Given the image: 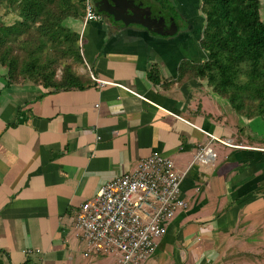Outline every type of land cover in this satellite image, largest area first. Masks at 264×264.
Wrapping results in <instances>:
<instances>
[{"label":"crops","instance_id":"obj_1","mask_svg":"<svg viewBox=\"0 0 264 264\" xmlns=\"http://www.w3.org/2000/svg\"><path fill=\"white\" fill-rule=\"evenodd\" d=\"M179 3L190 28L174 37L84 19L73 68L82 89L12 83L0 64V250L12 264H114L84 256L73 216L153 152L183 173L188 209L145 264H264L262 121L193 76L208 51L189 1ZM205 132L228 142L210 144L208 164L194 161Z\"/></svg>","mask_w":264,"mask_h":264},{"label":"trees","instance_id":"obj_2","mask_svg":"<svg viewBox=\"0 0 264 264\" xmlns=\"http://www.w3.org/2000/svg\"><path fill=\"white\" fill-rule=\"evenodd\" d=\"M9 1L15 5L22 18L18 29L16 25L13 26V33H21L22 28L40 21L41 29L43 26L45 32L52 30V33L57 34L63 14L71 16L74 12L76 16H85L84 0H77V6L73 0ZM146 1L160 3L164 9L169 3V0ZM200 2V10L205 16L200 44L208 51V58L202 63L191 64V73L195 77L207 79L214 92L226 97L238 113L258 115L264 119V20L260 13V0ZM7 28L0 24V48L13 35L7 32ZM65 37L69 43L64 50L65 57L74 55L80 61V36L75 34L73 38L68 34ZM5 52H0V64L8 68L9 81L12 83L28 80L52 91L84 88L80 77L71 67L64 70L61 78H55V71L39 65L38 58L20 68L19 60ZM0 255L4 257H0V264H12L5 251L0 250Z\"/></svg>","mask_w":264,"mask_h":264},{"label":"built area","instance_id":"obj_3","mask_svg":"<svg viewBox=\"0 0 264 264\" xmlns=\"http://www.w3.org/2000/svg\"><path fill=\"white\" fill-rule=\"evenodd\" d=\"M84 9L86 22L100 19L92 0H84ZM205 134L209 143L198 148L194 161L208 164L215 158L210 144L228 142ZM182 178L171 158L153 152L141 159L134 171L107 181L72 219L84 256L112 257L114 264H145L170 224L188 209Z\"/></svg>","mask_w":264,"mask_h":264},{"label":"rangeland","instance_id":"obj_4","mask_svg":"<svg viewBox=\"0 0 264 264\" xmlns=\"http://www.w3.org/2000/svg\"><path fill=\"white\" fill-rule=\"evenodd\" d=\"M76 1L77 0H73L75 6H77ZM179 1L182 0H169V3L165 5V9L162 8V4L157 2H154L151 5L153 6L152 8L155 11L162 14V16L168 17L170 21H175L176 18L179 22H181L179 27L180 30H188L190 26L189 24L184 23V20L186 19L184 17V14L182 13L183 7L179 3ZM188 1L190 8L188 11L187 9H185L184 12H186L188 17L192 18L193 21L199 25L198 37L202 38L201 26L205 21V16L200 10L201 2L200 0ZM260 13L261 17L264 19V0H262V4L260 5ZM63 15V19L59 24L60 28L57 29V34L52 33V30L45 32V30H43V26L41 29L40 21L33 22V24H31V26L27 28H22L21 33H17L16 31H14L13 33V26L16 25L18 29L22 18L19 16L18 9L11 1L0 0V24H4L5 27H8V33H13L10 38L6 39L5 44L1 46L0 52L6 50L5 53H10V56L16 57L19 60L20 68L27 63H32L35 58H38L39 65L47 67L48 70L55 71V78H61L63 76L64 70L67 67H71L73 69L75 64L78 63V60L74 57V55L65 57L64 50L69 44L68 39L65 37V35L70 34V36L73 38L75 34L79 35L80 24L84 21L85 17L76 16L74 12L71 14V16L65 14ZM105 17L107 19H111L109 15H105ZM4 33H6V31H4ZM78 44L80 46V40ZM252 112L257 113L255 111ZM254 116H257L261 119L262 123L259 124V128H263L264 131L263 117L258 115ZM206 143H209V140ZM213 152L215 153L214 150ZM216 157L217 153H215V158ZM212 161L213 160H210V162ZM183 213L184 211L179 213V215H182ZM259 250L264 251V248ZM250 260L253 259L250 258Z\"/></svg>","mask_w":264,"mask_h":264},{"label":"water","instance_id":"obj_5","mask_svg":"<svg viewBox=\"0 0 264 264\" xmlns=\"http://www.w3.org/2000/svg\"><path fill=\"white\" fill-rule=\"evenodd\" d=\"M93 5L95 8H98L100 5H103L105 2H108V0H102L100 2L97 1H93ZM126 2H128L125 5H122L121 8L117 11L115 10H110V9H105V8H99L98 12L101 13L103 15V17L105 16L104 13H106L107 15L111 16L113 18V20L117 23V22H122L126 27H130L132 25H140L142 26L144 29H146L149 32H152L153 34H157L163 37H174L178 34V27L177 24L174 20H171V28L168 31H164V21L165 18L161 17L159 19L153 18L149 16L150 12L147 15L142 16V18L146 21V22H159L158 27L160 28H152V26H150L149 24H147L146 22H142L136 19H131L130 16L135 17L136 13H131L129 14V8L134 7V0H126ZM117 8V5H114V9ZM169 19V18H168ZM170 20V19H169Z\"/></svg>","mask_w":264,"mask_h":264},{"label":"flooded vegetation","instance_id":"obj_6","mask_svg":"<svg viewBox=\"0 0 264 264\" xmlns=\"http://www.w3.org/2000/svg\"><path fill=\"white\" fill-rule=\"evenodd\" d=\"M93 1H97V2H100L102 0H93ZM128 2H126L125 0H108V2H105L103 5H100L98 8H95L97 11L99 10V8H105V9H110V10H119L121 8L122 5H125L127 4ZM117 5V8L114 9V5ZM153 6H151L148 1L146 0H134V7L132 8H129V14L131 13H136V16L135 17H131V19H136V20H139V21H142V22H146L142 16L144 15H147L149 12V16L153 18H156V19H159L161 17H164L165 18V21H164V31H168L170 28H171V21L168 19V17H165V16H162V14H160L159 12L155 11L153 8ZM102 15V14H101ZM104 15H107L106 13H104ZM111 17V16H110ZM111 19H113L111 17ZM175 22L177 24V27L179 29L180 27V24L181 22H179L176 18H175ZM119 24H122V22H118ZM147 24H149L150 26H152V28H160L158 26L159 25V22H146ZM135 26H138V27H142L140 25H135ZM146 30V29H145ZM183 31V29H182ZM178 32H181V30L179 29Z\"/></svg>","mask_w":264,"mask_h":264}]
</instances>
